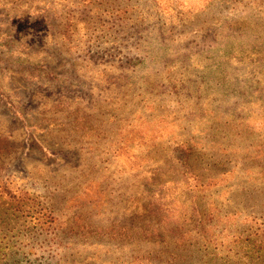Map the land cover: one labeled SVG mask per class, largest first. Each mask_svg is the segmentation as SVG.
<instances>
[{"label": "rangeland", "instance_id": "374dc122", "mask_svg": "<svg viewBox=\"0 0 264 264\" xmlns=\"http://www.w3.org/2000/svg\"><path fill=\"white\" fill-rule=\"evenodd\" d=\"M0 264H264V0H0Z\"/></svg>", "mask_w": 264, "mask_h": 264}]
</instances>
